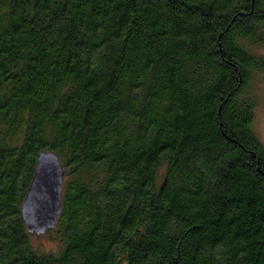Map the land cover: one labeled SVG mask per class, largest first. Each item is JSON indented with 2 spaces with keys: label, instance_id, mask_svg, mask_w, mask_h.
Here are the masks:
<instances>
[{
  "label": "trees",
  "instance_id": "1",
  "mask_svg": "<svg viewBox=\"0 0 264 264\" xmlns=\"http://www.w3.org/2000/svg\"><path fill=\"white\" fill-rule=\"evenodd\" d=\"M262 46L264 0H0V264H264Z\"/></svg>",
  "mask_w": 264,
  "mask_h": 264
},
{
  "label": "water",
  "instance_id": "2",
  "mask_svg": "<svg viewBox=\"0 0 264 264\" xmlns=\"http://www.w3.org/2000/svg\"><path fill=\"white\" fill-rule=\"evenodd\" d=\"M36 160L20 209L27 231L40 236L56 225L62 211L65 171L55 152L41 151Z\"/></svg>",
  "mask_w": 264,
  "mask_h": 264
},
{
  "label": "rangeland",
  "instance_id": "3",
  "mask_svg": "<svg viewBox=\"0 0 264 264\" xmlns=\"http://www.w3.org/2000/svg\"><path fill=\"white\" fill-rule=\"evenodd\" d=\"M255 52L260 56H264V47H257ZM250 92L254 95L257 104L253 128L258 139L264 144V73H258L254 76ZM42 241L45 248L50 247L49 243L44 240Z\"/></svg>",
  "mask_w": 264,
  "mask_h": 264
}]
</instances>
